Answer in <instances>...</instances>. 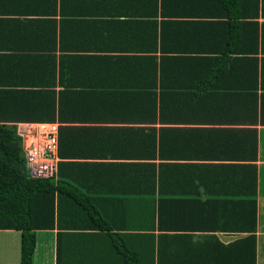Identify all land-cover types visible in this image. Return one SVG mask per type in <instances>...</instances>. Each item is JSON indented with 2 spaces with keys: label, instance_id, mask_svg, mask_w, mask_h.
Instances as JSON below:
<instances>
[{
  "label": "crops",
  "instance_id": "crops-1",
  "mask_svg": "<svg viewBox=\"0 0 264 264\" xmlns=\"http://www.w3.org/2000/svg\"><path fill=\"white\" fill-rule=\"evenodd\" d=\"M51 56L54 84L50 75L41 88L55 91L54 125L65 129L66 148H187V160L149 161L156 180L160 164L187 165V232L157 228L150 198L156 205L161 196L145 198L141 176L119 190L109 179L80 178L78 192L108 229L86 227L85 211L65 198L55 227L36 232L32 264H264V0H0V90L15 87L3 71L9 60L28 58L36 75ZM212 59L222 69L205 66ZM249 131L254 163L237 151L213 159L224 138ZM247 164L257 168L252 235L236 219L227 229L223 218L238 213L222 209L236 199L221 187L231 185L222 166ZM19 260L20 232L0 230V264Z\"/></svg>",
  "mask_w": 264,
  "mask_h": 264
},
{
  "label": "trees",
  "instance_id": "trees-1",
  "mask_svg": "<svg viewBox=\"0 0 264 264\" xmlns=\"http://www.w3.org/2000/svg\"><path fill=\"white\" fill-rule=\"evenodd\" d=\"M232 1L235 0H219L225 5H229ZM228 10L232 11L231 8ZM233 29L230 26L225 33L232 35ZM221 52L225 51L221 49ZM27 59H12V61L9 60L8 65H4L3 71L13 75L11 80L15 87L0 90V230L20 232L19 264L33 263L36 232L55 227V213L61 209V201L65 198L73 197L78 207L85 211L87 214L85 216L86 227L95 230L108 229L96 205L89 201V196L78 192L79 186H83L78 185L80 178L109 179L111 183L108 187L119 190L125 187L135 188L137 184L134 178L141 176L142 179L138 182V186L143 188L145 198L148 199L156 194L161 196L156 205L150 198L153 202L152 209L154 207L157 211V228L160 231L187 232V187L189 188L187 186V165L160 164L159 176L156 180L155 164L149 162L156 159L160 161L187 160V148H155V145L152 147L146 145L147 148L124 149L66 148L70 139L62 135V133L65 134V129L61 127L57 131V156L60 161L57 164L56 175L47 179L30 176L22 149V138L18 134L16 125L19 123H55V91L50 88H41L42 85L47 86L50 75L53 77L52 84H54L55 57L51 56L48 62L49 67L43 66V71L40 69L36 75L34 74L35 66L27 67L24 61ZM205 66L210 70H216L217 67L222 69L219 59L207 60ZM8 94L9 97L12 96L10 99L12 101L8 100ZM10 103L13 104L9 107ZM8 122L14 124L8 125L6 124ZM233 137L224 138L222 142L227 145V148H221L218 152L214 151L213 159L221 162L225 157L230 156V152L237 151L238 157H244L247 159L245 161L254 163L258 153L256 132H243ZM235 141L238 144L237 148L234 146ZM230 146L233 148H229ZM116 152H121L122 155L115 154ZM121 159H137L145 163L119 164L103 161ZM222 168L223 174L227 180L231 181V185L221 187L225 188L226 194L236 198L223 202L222 209L238 213L237 218L229 216L223 218L224 223L227 229H236L235 227L230 228L231 224L228 223V220L236 219L239 223L238 231H247L252 235L256 227L257 168L253 164L241 165L237 170L228 166H222ZM206 170L209 172L212 168L208 167ZM213 187L219 186L202 185L203 191L206 189L208 193ZM249 238L253 240L254 236H249ZM184 239L185 236H181V241ZM182 262V264H187L186 261Z\"/></svg>",
  "mask_w": 264,
  "mask_h": 264
},
{
  "label": "built area",
  "instance_id": "built-area-1",
  "mask_svg": "<svg viewBox=\"0 0 264 264\" xmlns=\"http://www.w3.org/2000/svg\"><path fill=\"white\" fill-rule=\"evenodd\" d=\"M20 136L30 176L39 179L54 177L57 171V127L35 125L25 128Z\"/></svg>",
  "mask_w": 264,
  "mask_h": 264
},
{
  "label": "clouds",
  "instance_id": "clouds-1",
  "mask_svg": "<svg viewBox=\"0 0 264 264\" xmlns=\"http://www.w3.org/2000/svg\"><path fill=\"white\" fill-rule=\"evenodd\" d=\"M39 125H41V124H39ZM52 125H54V124H52ZM57 131H58V130H57ZM18 134H19V136H20V133H18ZM57 136H58V132H57ZM57 151H58V144H57ZM56 158H57V164H58V162H59L60 160H59L57 154H56Z\"/></svg>",
  "mask_w": 264,
  "mask_h": 264
},
{
  "label": "rangeland",
  "instance_id": "rangeland-1",
  "mask_svg": "<svg viewBox=\"0 0 264 264\" xmlns=\"http://www.w3.org/2000/svg\"><path fill=\"white\" fill-rule=\"evenodd\" d=\"M30 129H33V127L32 128H30ZM18 130H20L21 131V129H18ZM25 141V140H24ZM24 143H26V142H24ZM261 187H262V189L264 190V181H262V183H261Z\"/></svg>",
  "mask_w": 264,
  "mask_h": 264
}]
</instances>
